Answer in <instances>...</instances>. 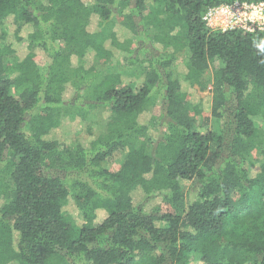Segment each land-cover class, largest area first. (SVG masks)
Instances as JSON below:
<instances>
[{"label": "trees", "instance_id": "obj_1", "mask_svg": "<svg viewBox=\"0 0 264 264\" xmlns=\"http://www.w3.org/2000/svg\"><path fill=\"white\" fill-rule=\"evenodd\" d=\"M237 1L0 0V264H264V32L204 21Z\"/></svg>", "mask_w": 264, "mask_h": 264}, {"label": "rangeland", "instance_id": "obj_2", "mask_svg": "<svg viewBox=\"0 0 264 264\" xmlns=\"http://www.w3.org/2000/svg\"><path fill=\"white\" fill-rule=\"evenodd\" d=\"M26 46L27 43L23 42L18 45V48L20 51H23L26 48ZM186 57L187 55L182 54L178 57L177 61L175 62L172 68V72L174 73L175 76H179L180 73H184V69H180L181 68L180 66L182 65V63L185 62V60L187 59ZM37 63L41 70L45 69L46 60L43 58V56L39 55L37 57ZM212 80H213V69L210 68L208 71L205 72L200 83L196 84L193 89V91L195 92L194 101L197 103V105H199V111L193 116L196 119L197 124L199 126H204L209 129H212L215 126L213 124V120L211 119V113H210V106L212 102V92H211ZM62 113H63V117H62L63 126L56 131L58 137L67 140L68 142L66 143H69L71 141L81 142L87 140L88 124L84 122L81 117H76L77 115L76 109L75 108L66 109L65 107L62 109ZM159 114L160 111L158 107L152 109V112L149 113V115L150 116L152 115L153 117H157L159 116ZM124 157L125 156L123 155L115 160H108L106 166L112 171H118L124 163ZM184 186L188 191V189L191 187V183L184 182ZM69 209L71 214H73V217L75 218V223L77 225H81L83 223L82 215L79 214V212L74 207V205H70ZM169 210L174 213L176 212L181 215L183 214V210L177 211L178 208L176 207L171 209L169 207ZM100 215L101 218L105 217V213L103 212H101Z\"/></svg>", "mask_w": 264, "mask_h": 264}, {"label": "built area", "instance_id": "obj_3", "mask_svg": "<svg viewBox=\"0 0 264 264\" xmlns=\"http://www.w3.org/2000/svg\"><path fill=\"white\" fill-rule=\"evenodd\" d=\"M204 21L215 31L264 32V0L237 1L210 8Z\"/></svg>", "mask_w": 264, "mask_h": 264}]
</instances>
